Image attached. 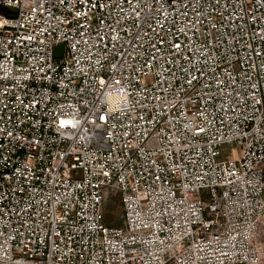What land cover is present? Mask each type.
<instances>
[{
    "label": "built area",
    "instance_id": "1",
    "mask_svg": "<svg viewBox=\"0 0 264 264\" xmlns=\"http://www.w3.org/2000/svg\"><path fill=\"white\" fill-rule=\"evenodd\" d=\"M0 264H264V0H0Z\"/></svg>",
    "mask_w": 264,
    "mask_h": 264
},
{
    "label": "rangeland",
    "instance_id": "2",
    "mask_svg": "<svg viewBox=\"0 0 264 264\" xmlns=\"http://www.w3.org/2000/svg\"><path fill=\"white\" fill-rule=\"evenodd\" d=\"M106 222L110 225H118L121 209L117 204L108 202L106 203Z\"/></svg>",
    "mask_w": 264,
    "mask_h": 264
},
{
    "label": "water",
    "instance_id": "3",
    "mask_svg": "<svg viewBox=\"0 0 264 264\" xmlns=\"http://www.w3.org/2000/svg\"><path fill=\"white\" fill-rule=\"evenodd\" d=\"M61 52H62V46H58L56 49H55V57H60L61 56Z\"/></svg>",
    "mask_w": 264,
    "mask_h": 264
}]
</instances>
